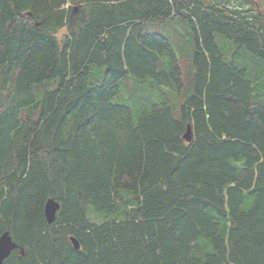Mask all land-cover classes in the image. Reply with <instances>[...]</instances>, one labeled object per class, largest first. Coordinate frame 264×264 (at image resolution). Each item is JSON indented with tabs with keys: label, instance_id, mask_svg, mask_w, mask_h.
Segmentation results:
<instances>
[{
	"label": "trees",
	"instance_id": "16d2710c",
	"mask_svg": "<svg viewBox=\"0 0 264 264\" xmlns=\"http://www.w3.org/2000/svg\"><path fill=\"white\" fill-rule=\"evenodd\" d=\"M4 232L3 264H264V0H0Z\"/></svg>",
	"mask_w": 264,
	"mask_h": 264
},
{
	"label": "water",
	"instance_id": "95a60500",
	"mask_svg": "<svg viewBox=\"0 0 264 264\" xmlns=\"http://www.w3.org/2000/svg\"><path fill=\"white\" fill-rule=\"evenodd\" d=\"M26 15L30 16V14H26ZM182 139L187 143L191 142L192 131L189 125H186V129L184 134L182 135ZM58 208H59L58 203H56L54 199L50 198L46 201L44 206L45 218L49 224L53 222L55 211L58 210ZM70 242L75 250L79 249V244L74 237H70ZM17 248H18L17 244L12 241L9 233L8 232L3 233L0 236V264H2L3 261L6 258H8L10 253Z\"/></svg>",
	"mask_w": 264,
	"mask_h": 264
},
{
	"label": "rangeland",
	"instance_id": "374dc122",
	"mask_svg": "<svg viewBox=\"0 0 264 264\" xmlns=\"http://www.w3.org/2000/svg\"><path fill=\"white\" fill-rule=\"evenodd\" d=\"M161 27V26H160ZM156 31H158L157 29H156ZM150 33H157V32H155V31H152V32H150ZM161 34L162 35H165L166 36V32H164V30L161 28ZM216 41H217V43H218V45L221 47V49L224 51V52H228V47H229V42H227L225 39H223L222 37H220V36H216Z\"/></svg>",
	"mask_w": 264,
	"mask_h": 264
},
{
	"label": "bare ground",
	"instance_id": "6f19581e",
	"mask_svg": "<svg viewBox=\"0 0 264 264\" xmlns=\"http://www.w3.org/2000/svg\"><path fill=\"white\" fill-rule=\"evenodd\" d=\"M29 14V13H28ZM168 20V19H167ZM141 34V33H140ZM164 41V40H163ZM190 126V125H189ZM56 203H58V202H56ZM58 206H59V203H58ZM60 207V206H59ZM58 210H59V208H58ZM58 210H56L55 211V214H54V219H55V216H56V213H57V211ZM44 213H45V209H44ZM54 219H53V221H54ZM53 223V222H52ZM49 224V223H48ZM51 224V223H50ZM5 233V232H4ZM12 239V238H11ZM13 241V240H12ZM14 242V241H13ZM80 248V247H79ZM7 259V258H6ZM4 262V261H3ZM3 264V263H2Z\"/></svg>",
	"mask_w": 264,
	"mask_h": 264
}]
</instances>
